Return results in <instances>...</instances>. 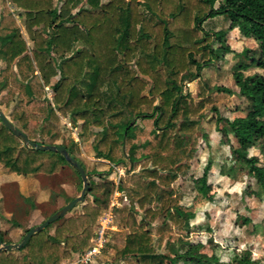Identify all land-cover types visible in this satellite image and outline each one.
Returning a JSON list of instances; mask_svg holds the SVG:
<instances>
[{
    "label": "trees",
    "instance_id": "trees-1",
    "mask_svg": "<svg viewBox=\"0 0 264 264\" xmlns=\"http://www.w3.org/2000/svg\"><path fill=\"white\" fill-rule=\"evenodd\" d=\"M0 2V61L5 63L0 95L7 105L16 100L9 119L34 141L62 144L56 143L63 135L61 115L69 116L74 124L82 121L81 138L91 140L101 157L114 165H130L117 186L132 203L126 215L128 232L111 264H221L218 255L203 250V242L189 238L195 204L181 203L171 187L189 169L197 150L200 119L192 116L204 117L211 99L203 90L202 99L194 103L186 82L200 78L204 67L233 51L226 30L204 31L209 18L230 13L229 29L238 28L258 42L257 55H249L248 48L237 52L240 59L233 72L239 94L248 101L247 114L231 121L212 108L218 111L217 129L224 136L228 130L220 122L231 124L238 142L231 147L234 159L256 171L257 195L264 199V164L249 154L251 147H259L264 155V73L244 72L250 65L264 69V0ZM14 9L25 18L32 47ZM213 89L234 92L224 85ZM31 120L43 122L41 135L49 142L33 138ZM75 144L62 145L86 169ZM66 163L81 177L63 153L27 146L0 118V164L5 168L24 176L54 175ZM211 166L208 160L196 183L207 182ZM86 172L89 187L81 209L35 232L20 249L0 250V264H62L92 246L115 183L94 180ZM135 205L143 211L140 219ZM158 218L162 222L155 229L164 251L156 249L149 229ZM0 241L10 242L1 228ZM223 264L264 261L244 249Z\"/></svg>",
    "mask_w": 264,
    "mask_h": 264
},
{
    "label": "rangeland",
    "instance_id": "rangeland-1",
    "mask_svg": "<svg viewBox=\"0 0 264 264\" xmlns=\"http://www.w3.org/2000/svg\"><path fill=\"white\" fill-rule=\"evenodd\" d=\"M0 8H2L1 2ZM19 11L14 9L13 12L32 47L33 43L25 29V18L20 16ZM230 15V13L218 15L209 18L203 24L204 31L226 30L225 39L233 51L204 67L200 78L186 82L190 85L194 103L202 99L199 94L203 90L211 99L203 108L204 117L192 116L199 118L200 121L199 129L196 131L199 139L197 150L190 167L186 172L180 173L171 184V187L179 193L181 203L188 206L195 204L196 215L191 219L189 238L193 242H203V250L218 255L221 264L229 261L235 252L244 249H249L253 258L264 261V199L257 195L256 171L243 161H235L231 147L238 146V142L231 124L225 120L220 122V126L228 130V135L224 136L217 129L218 111L212 108L217 107L219 113L231 121L238 116H245L248 110V101L239 94L233 72L240 59L237 52L248 48L249 55H257L259 44L253 37L243 36L238 28L230 30ZM218 44L219 42L216 41V45ZM4 67L5 63L0 61V70ZM244 72L245 74L264 73V69L250 65ZM58 77L55 76L53 81ZM215 85L230 87L234 92L217 91L213 89ZM4 94L6 91L3 92ZM47 96L53 98L51 88H48ZM2 98L0 95V108L9 116L16 100L7 105ZM138 123H141V120ZM29 125L34 139L49 142L48 138H43L41 135L43 122L31 120ZM61 127L63 135L56 143L69 144L72 140L75 141V154L83 161L91 178L115 183L109 207L101 213L95 226L93 245H96L97 250L89 261V264H111L115 260L117 250L124 245L128 232L126 215L132 203L126 192L119 190L117 186L130 165H114L101 157L92 146L91 140L84 141L81 138L82 121L74 124L69 116L61 115ZM249 154L258 156L259 164H264V155L259 147H251ZM208 160L212 161L208 180L204 184H198L196 179L203 174ZM12 174L19 175L0 164V228L5 232L6 240L10 242L20 241L28 228L40 224L66 204L67 200L80 195L83 189L82 178L68 163L54 175L13 176ZM9 179H15L16 182L10 183ZM84 202L85 200L79 202L66 215L79 211ZM155 204V202L151 203V205ZM135 207L138 209L137 216L140 219L143 211L137 205ZM161 222L162 218H158L149 224L158 251L165 250L164 246L159 244V235L156 234L155 229ZM103 226L106 228L103 237L100 238L99 230L101 231ZM54 227L55 223L49 231L53 232ZM77 255L64 260L62 264H80L76 262Z\"/></svg>",
    "mask_w": 264,
    "mask_h": 264
},
{
    "label": "water",
    "instance_id": "water-1",
    "mask_svg": "<svg viewBox=\"0 0 264 264\" xmlns=\"http://www.w3.org/2000/svg\"><path fill=\"white\" fill-rule=\"evenodd\" d=\"M0 118L2 119L3 123L11 131H13L17 136H19L27 146L42 149V150H54V151L63 153L67 161L73 164L78 169L81 175V178L83 180V189L80 195L69 200L60 209H58L57 211L49 215L40 224L30 227L29 230L23 235L20 241L9 242V243L0 241V250L2 249L18 250L26 243V241L32 236V234H34L35 232L41 229L46 228L50 223L65 216L75 205H77L79 202L84 201L86 197L87 189L89 187V180H88V174L86 172V169L75 157H73L70 154V152L67 150V148L64 145L41 143V142H37V141L30 139L29 136L18 125H16L14 122H12L9 119V117L6 115V113L1 108H0Z\"/></svg>",
    "mask_w": 264,
    "mask_h": 264
},
{
    "label": "built area",
    "instance_id": "built-area-1",
    "mask_svg": "<svg viewBox=\"0 0 264 264\" xmlns=\"http://www.w3.org/2000/svg\"><path fill=\"white\" fill-rule=\"evenodd\" d=\"M105 228H106V226H103V227L101 228V231L99 230L100 238L103 237V232H104V229H105ZM92 242H94L93 239H92ZM96 250H97L96 245H93V244H92V246H91L90 248H88L87 250H85L83 253L77 255V256H78V259H77L76 262H77V263H80V264H84V263L88 264L89 261L91 260V256H92V254H93L94 252H96Z\"/></svg>",
    "mask_w": 264,
    "mask_h": 264
},
{
    "label": "crops",
    "instance_id": "crops-1",
    "mask_svg": "<svg viewBox=\"0 0 264 264\" xmlns=\"http://www.w3.org/2000/svg\"><path fill=\"white\" fill-rule=\"evenodd\" d=\"M12 175H13V174H12ZM9 176H11V175H9ZM13 176H19V175H13ZM14 180H15V179H12V180L9 179L10 183L16 182V181H14Z\"/></svg>",
    "mask_w": 264,
    "mask_h": 264
}]
</instances>
